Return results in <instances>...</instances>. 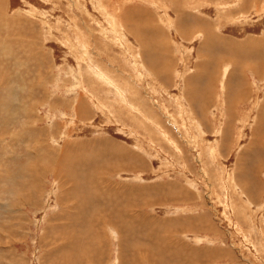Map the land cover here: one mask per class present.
<instances>
[{
    "label": "rangeland",
    "instance_id": "obj_1",
    "mask_svg": "<svg viewBox=\"0 0 264 264\" xmlns=\"http://www.w3.org/2000/svg\"><path fill=\"white\" fill-rule=\"evenodd\" d=\"M0 264H264V0H0Z\"/></svg>",
    "mask_w": 264,
    "mask_h": 264
},
{
    "label": "bare ground",
    "instance_id": "obj_2",
    "mask_svg": "<svg viewBox=\"0 0 264 264\" xmlns=\"http://www.w3.org/2000/svg\"><path fill=\"white\" fill-rule=\"evenodd\" d=\"M253 45V44H252ZM257 46V45H256ZM250 48V47H249ZM258 48V47H257ZM240 62V61H239ZM239 65V64H238ZM240 67V66H239ZM67 156V155H66ZM67 158H68V156H67ZM65 161V160H64ZM59 165V164H58ZM62 165H63V162H62ZM64 166V165H63ZM108 223V222H107ZM104 226V225H103Z\"/></svg>",
    "mask_w": 264,
    "mask_h": 264
}]
</instances>
